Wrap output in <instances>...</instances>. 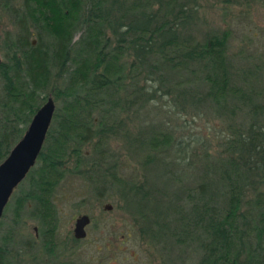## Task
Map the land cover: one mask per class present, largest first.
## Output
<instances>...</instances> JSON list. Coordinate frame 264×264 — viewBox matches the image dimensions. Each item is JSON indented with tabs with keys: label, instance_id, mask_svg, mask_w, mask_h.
I'll list each match as a JSON object with an SVG mask.
<instances>
[{
	"label": "trees",
	"instance_id": "1",
	"mask_svg": "<svg viewBox=\"0 0 264 264\" xmlns=\"http://www.w3.org/2000/svg\"><path fill=\"white\" fill-rule=\"evenodd\" d=\"M246 1L264 7V0ZM13 13L17 32L3 38L0 60V162L48 96L55 113L25 186L20 182L12 196L8 241L27 209L52 253L60 212L54 191L74 175L93 183L98 197L122 182V210L155 215L157 229L140 232L177 243L197 240L194 264H264V89L258 82L264 83V52L258 67L232 72L226 51L231 30H212L199 0H21ZM146 106L218 119L220 132L213 139L194 134L193 150L175 138L170 119L158 131L147 124L135 135L122 132ZM111 135L129 137L130 145L147 152L146 163L165 151H174L175 161L188 152L213 161L190 200L169 198L160 211L149 188L127 184L117 160H108ZM7 254L1 251L0 264Z\"/></svg>",
	"mask_w": 264,
	"mask_h": 264
},
{
	"label": "rangeland",
	"instance_id": "2",
	"mask_svg": "<svg viewBox=\"0 0 264 264\" xmlns=\"http://www.w3.org/2000/svg\"><path fill=\"white\" fill-rule=\"evenodd\" d=\"M4 1H8L5 7L1 5ZM199 3L212 30L218 32L224 29L231 30L226 46L231 71L234 72L238 67L250 69L261 65L262 59L257 57L264 52V7L257 2L246 0H199ZM20 4L21 0L0 1V60L5 54L2 46L3 38L6 34L13 36L17 32L13 9H19ZM258 82L259 87L264 89V83L260 77ZM2 83L0 81V97ZM44 102L45 100L41 104ZM164 114L166 111L164 113L146 106L140 111L139 118L137 116L130 118V122L125 123L121 131H132V135H135L137 128L141 129L148 124L151 125L150 128L157 129L160 128L159 125L170 119L167 126L175 130V138L184 140L185 143L189 141L192 150L195 144L194 134L199 133L201 136L213 139L220 132L218 119L206 121L204 118L192 119L188 115ZM212 125L218 129L215 131L211 128ZM128 139L129 137L117 135H111L108 138V160H117L120 177L123 180L126 179L127 184L142 183L144 188H149L151 195L158 201L160 211L166 209L169 198L183 204L186 198L190 200L189 193H194L192 189L199 182L208 159H210L209 162L213 161L212 156L207 157L204 152L199 153L198 158L195 155L191 157L188 152L185 158L180 157L175 161L174 151L170 154L165 151L158 152L155 158H151V161L146 163L144 157L147 152L139 150L135 145H130ZM211 144H215L214 141L211 140ZM218 149L215 148L214 153ZM209 152H213L212 148ZM183 165L187 167L186 170L183 169L185 167ZM25 184L23 181L20 185L24 187ZM121 185L122 182L117 184L114 182L103 197H98L94 193L95 186L85 177L66 175L60 181L54 191L60 209L54 237L55 252L59 253H54L52 256L44 249L36 221L28 215L27 209H23L21 213L17 235L8 241V229L14 218L11 211L14 201L12 196L19 191L16 188L8 199V205L0 218V253L1 251L8 253L3 264H53V262L59 264H194L198 261L200 250L197 240H191L190 243L187 241L177 243L174 239L159 236V234L156 239H151L148 228L151 226V231L157 229L156 218L152 217L155 215L149 214V216L147 213L146 218H142L138 207L122 210L123 202L118 190ZM104 205L111 208L106 209ZM130 211L135 216V221H132L133 216ZM82 213L87 214L91 221L85 227V237L77 239L79 241L76 243L71 240L74 237L72 227L74 218ZM34 227L36 230L33 229ZM140 227L146 229L148 233L142 234ZM188 244L190 247L187 246Z\"/></svg>",
	"mask_w": 264,
	"mask_h": 264
},
{
	"label": "water",
	"instance_id": "3",
	"mask_svg": "<svg viewBox=\"0 0 264 264\" xmlns=\"http://www.w3.org/2000/svg\"><path fill=\"white\" fill-rule=\"evenodd\" d=\"M55 102L48 96L31 117L22 136L15 142L5 159L0 162V218L8 199L17 185L25 179L43 147L47 130L54 115ZM106 209L111 207L104 205ZM72 234L76 239L86 235L85 227L91 219L85 213L74 218Z\"/></svg>",
	"mask_w": 264,
	"mask_h": 264
},
{
	"label": "flooded vegetation",
	"instance_id": "4",
	"mask_svg": "<svg viewBox=\"0 0 264 264\" xmlns=\"http://www.w3.org/2000/svg\"><path fill=\"white\" fill-rule=\"evenodd\" d=\"M0 63H1V61H0ZM33 229L36 230V227H34ZM55 248H56V247L53 248V251H52V253L50 254V256H52L54 253H56V254L59 253V252H55ZM70 253H71V252H70ZM53 264H59V263H58V262H53Z\"/></svg>",
	"mask_w": 264,
	"mask_h": 264
}]
</instances>
